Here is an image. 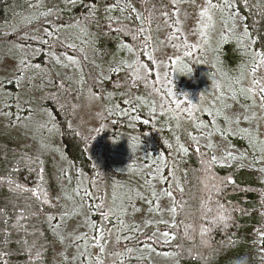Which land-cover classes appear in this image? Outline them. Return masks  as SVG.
<instances>
[{
  "label": "rangeland",
  "instance_id": "obj_1",
  "mask_svg": "<svg viewBox=\"0 0 264 264\" xmlns=\"http://www.w3.org/2000/svg\"><path fill=\"white\" fill-rule=\"evenodd\" d=\"M53 2L55 1L42 0L41 7L45 9ZM231 2L234 10L213 11L215 26L209 28L206 37L201 36L199 13L207 6V0H175L174 11L179 15L176 20L171 21L151 11L146 18L149 21V30L146 33H150L152 37V42L149 41L150 48L147 52L137 49L135 53L139 65H144L138 71V75L144 78L143 84L150 83L156 88L153 101L158 102L159 120L162 129L167 128L170 132L169 136L163 135L161 144L167 148L169 144L171 145L169 152L172 155L169 159L172 161L168 163L170 166L174 169L179 168L176 159L179 151L178 143L183 144L185 139L191 141L188 136L191 131L186 130L187 126H185L188 121L194 124L186 111L190 109L197 121L208 125L207 128L199 130L202 134L208 136L211 132H220V135L213 139L211 136L196 135L199 143L211 148L218 164L225 168H238L239 173L236 177L238 181L264 185V171L260 170L264 168V153L261 151L264 147V102L261 101L259 94L256 96L254 106L250 100L246 101L239 95L233 99V91L239 90V84H236L235 80L244 66L240 63L244 64L248 61L251 66V58L245 54L244 48L238 45L234 38L244 31L245 26L243 15L236 7V0ZM43 13L47 11L44 10ZM229 14H235V31L232 30V21L227 20ZM98 15L100 14L95 11L94 17ZM103 15H106L105 9ZM96 24L89 19V23L80 21L70 26L67 33L68 41L62 44L67 47L71 44L74 47H68L70 54L57 57L59 62L57 58L55 59L57 64L64 63L71 70L63 75L64 79L68 80L69 91L64 93L60 86L57 88L58 94L55 99L62 107L60 115L40 109L39 100L42 96L33 90L25 89L20 94L17 110L26 111L24 107L27 102L34 98L35 100L30 106L31 112L21 118L17 110L14 112L6 109L9 103L13 104L12 87L8 89L10 92L7 95H2L0 92L2 101H0V139L3 136L15 137L17 138L16 147L19 150L44 159L49 176L53 178L56 194L62 201V214L69 211L68 215L57 217V219L45 215L52 246L48 264H120L123 262L124 257L128 255L124 250L125 242L133 237L132 234H126L131 230V226L124 219L133 211V207L139 210V214H145L138 217L140 222L138 235L147 229H154L159 224L174 223L175 213L172 209H174L175 197L173 194L171 197L167 195L169 190L164 178L166 165L160 160L157 164L154 160L148 163L140 160L135 163L136 158L133 157L136 150L133 145L125 139H113L107 132L104 121L106 102L102 101L103 98L91 87H86L88 90L85 91V96L77 93L80 79L75 76V71H83L86 61L93 56L92 45L97 36L93 27H96ZM40 32H45V29H41ZM255 43L245 41L250 50L258 51ZM116 50L117 54L114 53L109 57L107 65L112 63L113 56L119 54L116 58L120 57L122 45H118ZM189 52L191 55H186ZM149 54L152 59L149 58ZM67 56H72L78 63H70L66 59ZM27 60L24 57L20 61L0 59V81L10 78L9 75L3 74L20 73L21 86L31 83L39 90H44L39 79L41 77L46 79V75L40 73L38 78L29 80L39 75L41 71L39 68L43 67L41 62L44 61L34 60V64H26ZM228 61L231 63L224 64ZM54 69L57 75L61 76L60 68L54 67ZM244 69L242 84H246V88L253 87L251 69ZM34 72L35 75L31 76ZM181 77L187 79L186 85L182 86L185 89L184 94L180 93L182 88L179 91L177 86ZM213 77L219 84L218 88L213 86ZM49 78L53 82L62 81V79L55 80V74L51 72ZM255 79L264 84V65L257 69ZM192 80L197 84L206 80L207 83H211L210 88H202L197 84L193 88ZM170 92L175 95H170ZM221 93H223L222 99ZM177 103L180 105L179 108ZM192 105L196 107L193 108ZM205 110H211L214 114L219 110L220 115L209 116ZM161 113L165 118L161 116ZM18 118L20 120H17ZM76 118V127L78 128L80 119L81 130L85 133L90 145V155L94 157L96 172L92 178L84 168H79L83 172L72 170L66 158L65 149L62 147L63 129L64 131L71 127L74 129ZM213 120L215 124L210 123ZM177 124L180 126L177 127ZM189 127L193 128L194 125ZM223 129L228 137L234 135L232 139H235L237 143L228 140L222 134ZM249 131L256 137L255 141H251L247 136ZM150 139L152 140L151 137ZM131 141L139 144L140 137H134ZM152 146H155L154 143ZM246 146L253 147L251 148L254 152L252 157L249 150H245ZM136 155L140 156L138 153ZM126 156H132L128 162H126ZM171 182L177 187L181 185L178 175L171 179ZM91 186L93 191L90 192ZM85 191L90 194L86 195ZM98 195L100 197L96 202L95 198ZM91 200L99 209H104V213H98L101 228L95 225L96 211L91 213L88 211L87 202ZM260 221H264V218L259 217V223ZM243 222L244 227L238 233V245L223 264H264L258 225L254 227V222L249 217H244ZM101 229H103V239L100 238ZM140 242H144V239ZM141 249L145 259L153 251L150 253V258L146 259L151 264H182L176 255L159 252L149 245ZM141 249L135 251L132 258H139Z\"/></svg>",
  "mask_w": 264,
  "mask_h": 264
},
{
  "label": "trees",
  "instance_id": "obj_2",
  "mask_svg": "<svg viewBox=\"0 0 264 264\" xmlns=\"http://www.w3.org/2000/svg\"><path fill=\"white\" fill-rule=\"evenodd\" d=\"M41 1L0 0V59L20 61L24 57L28 59L26 64H34V60H43L39 75L29 80L38 78L40 73L47 76L46 79L42 77L39 79V83L44 86V90H39L31 83L21 86L20 73L3 74L9 75L10 78L0 81V92L7 95L10 92L8 89L12 87L11 92L14 96L13 104L9 103L7 111L16 112L20 94L27 89L42 96L39 100L40 109L54 112L56 115L62 113V107L55 99L58 94L57 88L60 86L64 93L69 91L68 80L64 79L63 75L71 70L64 63L57 64L55 59L70 54L68 47L62 44L68 41L67 33L70 26L80 21L89 23L90 19V22L97 23L96 27H93L97 36L92 45L93 56L86 61L83 71H75V76L80 79L77 93L85 96V91L88 90L86 87H91L103 98L102 101L106 102L104 121L107 132L111 138L125 139L133 145L136 150L133 157L136 158L135 163L140 160L145 163L154 160L157 164L160 156H164L166 160L164 178L167 189L175 197L174 223L159 224L154 229H147L138 235L140 223L138 217L145 214H139V210L134 208L133 204V211L124 219L131 226V230L126 234H132L133 237L125 242L124 250L128 255L120 264H151L146 259L150 258L153 251L145 259L141 249L145 245L159 252L176 255L182 264H223L238 245V233L244 227V217L252 219L254 227L258 225L264 254V221L259 223V217L264 218V185L236 180L238 168L221 167L216 160L211 162L215 156L211 148L201 143L197 145L188 139H185L183 145L189 151L187 154L178 151L176 159L179 168L174 169L168 164L172 161L169 159L172 155L169 148L161 145L163 133H159L160 143L155 136L158 130L163 128L160 120L158 119V126L156 124L155 129L148 127L154 125L150 116L154 120L156 115L159 117L158 112L155 113L158 102L153 101L156 91L150 87V83H142L144 78L138 75L141 67L134 56L137 49L147 52L150 48L152 37L150 33H146L149 30V21L146 18L151 11L160 17L165 16L170 21L176 20L173 0H122V3L130 2L136 11L115 10L106 15H103V10L112 7L115 0H54L55 2L45 9L41 7ZM261 4H264V0H236V7L243 15V24L252 33L258 51L264 49V7L257 6ZM93 9L100 15L96 17L91 15ZM44 10L51 15L43 16ZM137 12L140 13V19H137ZM107 16L113 19L109 21ZM121 25H127L132 29L136 39H133L132 34L116 31ZM141 26L143 31L137 32ZM41 29H45V32H40ZM146 38H150L147 39V43ZM118 45H122V54L119 58H116L119 54L113 56L112 63L107 65L109 57L117 54ZM229 63L231 61L224 64ZM129 64L135 67L129 68L127 66ZM240 65L251 69L248 61ZM54 67L60 68L61 76L57 75ZM243 68L238 76L244 74ZM50 72L55 74V80L62 81L53 82L49 78ZM34 75L35 72L31 74ZM136 76L141 79H136ZM181 79L186 85L187 79L184 77ZM194 80L193 88L197 84ZM197 85L210 88L211 83L205 80ZM240 87L246 88L242 80ZM183 89L184 87L180 89L181 92ZM34 100L35 98L27 102L24 107L26 111L17 110L21 118L31 112L30 106ZM134 103L136 107H131L130 105ZM161 116L165 118L163 113ZM145 120L148 121L147 124L143 123ZM76 122L77 118L74 119V129L73 127L65 131L63 129L62 147L72 170L82 171L79 168H84L92 178L96 172L94 157L90 155V145L81 130L80 119L78 128ZM192 125L194 124L188 121L187 128L194 130V127H189ZM221 131L228 140L237 143L232 139L234 135L228 137L224 129ZM191 132L198 137L211 136L212 139L220 135L219 131L211 132L208 136L199 130ZM137 136L140 137L139 144L131 141ZM152 143L155 146H152ZM16 146L15 137L3 136L0 139V264H48L52 246L45 215L57 219L68 215L69 211L62 214V201L56 194L53 178L49 176L44 159L19 150ZM197 147L199 151L196 150ZM251 148L245 147V150H249L250 157L254 154ZM137 153L140 154L139 157ZM131 157L126 156V162ZM177 175L180 178V187L171 182ZM99 197L100 195L96 196V202ZM87 206L89 213L96 211L95 225L101 228L98 213H104V209H99L92 200L87 202ZM221 215L225 217L224 221L219 219ZM165 232L169 235L164 236ZM142 239L144 242H140ZM140 249L139 258H132V254Z\"/></svg>",
  "mask_w": 264,
  "mask_h": 264
},
{
  "label": "snow or ice",
  "instance_id": "obj_3",
  "mask_svg": "<svg viewBox=\"0 0 264 264\" xmlns=\"http://www.w3.org/2000/svg\"><path fill=\"white\" fill-rule=\"evenodd\" d=\"M174 2H175V0H174ZM257 6L258 7H264V4L257 5ZM115 10H119L120 12H126V11H129V10H131L133 12L136 11L135 8H133V6H132V4L130 2L122 3V0H115L113 6L110 7V8H106L105 12L106 13H111V12H113ZM214 10H219L221 12H226V11L230 12L231 10H234V5L231 2V0H215V2H213V0H207V6L204 7L199 13L200 20H201L200 31H201V36L202 37H206L209 28L215 26L214 18H213V11ZM43 15H51V13L50 12L49 13H43ZM91 15H93V16L95 15V9L92 10ZM165 15H168V14L165 13ZM174 15L178 16L179 13L176 12V13H174ZM136 16H137V19L141 18L139 12L136 13ZM107 19L109 21H111L113 19V17L107 16ZM227 20H231L232 21V30L235 31V27H236V25H235V14H229L227 16ZM227 20H226V22H227ZM109 26H111V25H109ZM116 31L124 32L125 34H132L133 35V39H136V35L133 34V30L130 29L127 25H121L120 27H118L116 29ZM136 31L137 32H142L143 31L142 26L139 27ZM50 34L51 33H49V35ZM234 38L236 40V43L238 45H240L242 48H244L245 54L249 55L250 58H251V73L253 75V81H252L253 87H247V88L240 87L238 92L233 91V99H235L237 97V95H239L240 97H243L246 101L250 100L252 102V105L254 106L255 102H256V96L258 94H259V96L261 98V101L264 102V84H261L259 81H257L255 79V73H256L257 69L260 66L264 65V49H262L260 51H256L254 49H251V50L249 49V47L245 44V41H249L251 43H255V41L252 39V33L247 28H245L242 33H240L239 35H236ZM147 39H149V38H146V40H145L146 43H147ZM226 39H227V37H226ZM44 43H47V41H44ZM68 47L71 48V47H74V46L69 44ZM129 51H131V48H129ZM186 55H191V53L190 52L186 53ZM149 58L152 59L150 54H149ZM66 59L72 64H77L78 63V61L76 59H74L72 56H67ZM57 62H59V58H57ZM21 63H23V61H21ZM127 66L129 68L133 67V65H131V64H129ZM139 67L143 68L144 65H139ZM136 71H138V69H136ZM242 76H243V74H241V76H238L236 78V80H235L236 84H240L241 83ZM136 79H141V77L136 76ZM213 86L217 87V88L219 87V84L215 81L214 77H213ZM170 95H175V94L170 92ZM222 98H223V93H221V99ZM138 99H141V98L138 97ZM189 104H191V101H189ZM179 107H180V105H179V103H177V108H179ZM192 107L195 108L196 106L192 105ZM152 111L154 112L155 109H153ZM186 111L188 112L189 118H191L193 120L194 128L196 130H202V129H205V128L208 127V125L204 124L202 121H197L196 118L194 117L193 112L190 109H186ZM205 111L208 112L209 116L220 115L219 110H217L215 114L211 110H205ZM173 118H176V117H173ZM136 119H139V117H136ZM225 119L227 120V117H225ZM143 123L147 124L148 121L145 120ZM210 123L215 124V120L211 121ZM179 126L180 125L177 124V127H179ZM188 136H189L190 140L193 143H195L197 145L199 144L198 137L196 135H193L192 132H189ZM247 136L249 137V139L251 141H255L256 140V137L253 136L251 131H249L247 133ZM176 139L179 142V137H177ZM168 147L171 148V145L169 144ZM178 150H179V152H182L184 154H187L188 151H189V149L187 147H185L183 144H179V143H178ZM196 150L199 151V148L197 147ZM261 151H262V153H264V147L261 148ZM230 155L231 154L229 153V156ZM159 159H160V161L162 163L166 164V160H165L164 156H160ZM215 160H216V157L213 156L211 162H215ZM260 170L264 171V168H262ZM85 194L89 195L90 193H87V191H85ZM37 195H39V193H37ZM167 195L169 197H171L172 193L169 191V192H167ZM172 211L175 212V209H172ZM105 218L107 219V216ZM219 219L221 221H224L225 217L223 215H221L219 217ZM120 222L123 223V221H120ZM213 223H215V221H213ZM93 227H95V226H93ZM100 233H101L100 238L103 239V229L100 230ZM201 234L202 235L204 234L203 231H202ZM163 235L164 236H168L169 234L167 232H165V233H163ZM129 251H131V249H129ZM37 256H39V253H37Z\"/></svg>",
  "mask_w": 264,
  "mask_h": 264
},
{
  "label": "flooded vegetation",
  "instance_id": "obj_4",
  "mask_svg": "<svg viewBox=\"0 0 264 264\" xmlns=\"http://www.w3.org/2000/svg\"><path fill=\"white\" fill-rule=\"evenodd\" d=\"M150 46V45H149ZM185 84H186V81H185ZM184 85V81H183V79H180L179 80V82H178V87H179V90L181 89V87ZM150 87L151 88H153L154 89V91H156V88H154V87H152L151 85H150ZM181 92V91H180ZM185 92V89H183V91L181 92L182 94ZM157 102V101H156ZM128 107H129V105H127ZM131 107H136L135 106V103L133 104V105H130ZM155 109H156V111H155V113L156 112H158L157 111V105L155 106ZM150 119L154 122V125L153 126H148V127H150V128H154L155 129V126H156V124H157V126H158V119H159V117H158V115H156V117H155V120H154V118L153 117H151L150 116ZM185 126H187L186 124H185ZM186 130H190V131H195L196 129H188L187 127H186ZM160 132H162L163 133V135L164 136H169L170 135V132L168 131V129L167 128H165V129H159L158 130V132L156 133L157 135H155L156 136V139L159 141V139H161L160 138V136H159V133Z\"/></svg>",
  "mask_w": 264,
  "mask_h": 264
},
{
  "label": "clouds",
  "instance_id": "obj_5",
  "mask_svg": "<svg viewBox=\"0 0 264 264\" xmlns=\"http://www.w3.org/2000/svg\"><path fill=\"white\" fill-rule=\"evenodd\" d=\"M133 67H135V66H133ZM191 73V70H189V74Z\"/></svg>",
  "mask_w": 264,
  "mask_h": 264
}]
</instances>
